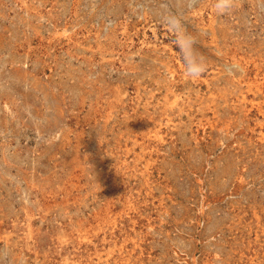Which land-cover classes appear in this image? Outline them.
<instances>
[{"label": "rangeland", "instance_id": "1", "mask_svg": "<svg viewBox=\"0 0 264 264\" xmlns=\"http://www.w3.org/2000/svg\"><path fill=\"white\" fill-rule=\"evenodd\" d=\"M0 264H264V0H0Z\"/></svg>", "mask_w": 264, "mask_h": 264}]
</instances>
